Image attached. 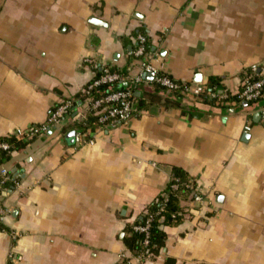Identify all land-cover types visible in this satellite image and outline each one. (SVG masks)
Instances as JSON below:
<instances>
[{
	"label": "crops",
	"instance_id": "1",
	"mask_svg": "<svg viewBox=\"0 0 264 264\" xmlns=\"http://www.w3.org/2000/svg\"><path fill=\"white\" fill-rule=\"evenodd\" d=\"M139 29L163 72L192 89L214 78L237 94L249 68L264 67V0H0V138L78 99L94 78L85 59L124 66ZM137 70L138 63L131 74ZM86 106L78 103L77 119ZM199 108L188 118L152 104L125 125L97 128L93 143L78 147L65 139L71 118L23 141L0 166L20 178L1 195L0 264L10 253L13 264H264L258 107L226 101ZM173 168L195 180L200 202L190 204V219L164 228L154 260L135 257L121 241L123 229L163 194Z\"/></svg>",
	"mask_w": 264,
	"mask_h": 264
},
{
	"label": "trees",
	"instance_id": "2",
	"mask_svg": "<svg viewBox=\"0 0 264 264\" xmlns=\"http://www.w3.org/2000/svg\"><path fill=\"white\" fill-rule=\"evenodd\" d=\"M142 35L145 37L144 42V52L141 57H134L133 52L138 46V43H132L130 45V53L126 64L122 67L106 65L110 73H115L120 76L128 75V68H133L134 64L145 61L148 54L153 53L152 45L149 41L148 35L142 29L137 30L133 36L136 37ZM101 71H94V79L101 75ZM151 85L152 90L142 91L140 86L134 89L129 82H117L110 84H102L91 90L90 100L94 101L101 96L107 95L111 92L117 90H132L135 94L138 92V109L144 111L149 105L152 104H163L164 106H173L180 109L181 114L193 118L197 114L201 113L199 106H207L217 108L222 102H233L237 106L243 109L259 108L260 101L248 102L246 106H242V102L237 98V94H230L223 91L219 81L217 79L211 78L202 88L203 91L199 95L197 102H191L186 100V97L180 94L178 91H168L158 85H156L151 80L148 81ZM160 92L164 93V97L161 98ZM214 95L212 97L211 95ZM84 98L80 97L77 99L75 104V110L79 102H83ZM75 110L69 115V118L73 119L72 130L81 133L93 132L98 128L97 118L92 114H87L82 120L77 119L73 116ZM64 133H68L64 130ZM10 144L11 152L17 150L20 151L24 147V142L16 137L10 138H0ZM10 153L0 152V166L6 164L10 159ZM13 176L14 181L20 178L16 175V172L10 171ZM195 180L191 178L187 173L179 168L172 169V176L168 187L165 189L162 195H160L155 201L149 204L143 212L136 218L133 223H127L123 229L121 241L125 248L129 250L135 257H141V259L154 260L165 245L166 234L164 231L165 227H176L180 225L183 221L188 220L192 217L190 214L191 203H195L196 199H200V194L198 193ZM14 188L12 182H6L2 185L0 195L3 193V189L11 190ZM148 224V236L146 234L135 230V227L146 226ZM2 229V225H0ZM145 239L147 244L144 245ZM126 260H122L119 264H126ZM165 264H175L173 259L167 258L164 262Z\"/></svg>",
	"mask_w": 264,
	"mask_h": 264
},
{
	"label": "built area",
	"instance_id": "3",
	"mask_svg": "<svg viewBox=\"0 0 264 264\" xmlns=\"http://www.w3.org/2000/svg\"><path fill=\"white\" fill-rule=\"evenodd\" d=\"M144 42L145 37L138 35L134 37V43H138L137 48L133 52V56L138 58L143 55L144 52ZM93 71L100 70L101 75L90 80L79 92L78 98L83 97L87 102V114H92L97 118L98 129H114L119 126L125 125L134 116L140 114L138 109L137 96L132 90H117L111 92L107 95L101 96L98 99L91 101L90 94L93 88H96L102 84H110L117 82H129L130 85L137 89L141 84L148 82L147 76L151 77V81L154 82L159 87L168 91H178L185 97L199 98L202 93L203 88L197 87L192 89L189 84L184 82H179L170 78L165 72H163L162 67L158 64V57L153 52L148 54L145 61L138 63L137 72L132 75V68H128V75L120 76L115 73H110L105 66H101L97 63L92 62L90 59H85ZM214 97V95H211ZM237 98L240 102H252L259 100L260 106L257 113L260 116V120L264 122V67L253 65L244 74L240 82V90L237 93ZM77 99H66L61 101L57 106H55L49 113L47 120L37 126L30 127L25 130L17 129L12 134H9L3 138L16 137L22 141L31 140L37 136L45 135L56 128L65 118H69V115L75 110V104ZM250 130L249 126H245L244 132ZM93 140L91 138V132L81 133L79 131H74L73 144L75 146H81L84 144H92ZM0 152L11 153V146L7 142L0 140ZM6 182H12L14 187L18 186L17 181H14L11 173L5 169L0 170V191L2 185ZM195 201L200 202V199ZM194 204V203H192ZM7 210L1 204L0 195V225L2 224L3 218L6 215ZM148 224L140 227H135V230L145 233L146 238L148 236ZM147 244L145 239L144 245ZM141 258V257H138ZM16 260V256L10 253L8 256V264H13ZM127 264V263H126Z\"/></svg>",
	"mask_w": 264,
	"mask_h": 264
},
{
	"label": "water",
	"instance_id": "4",
	"mask_svg": "<svg viewBox=\"0 0 264 264\" xmlns=\"http://www.w3.org/2000/svg\"><path fill=\"white\" fill-rule=\"evenodd\" d=\"M90 23L93 24V25H96V26H102L103 25V24H101V22H99V21H97L95 19L91 20ZM146 79L148 81H150L151 80V77L150 76H147ZM135 95L136 96H139V93L137 92ZM246 104L247 103L243 102L242 103V106H246ZM73 116H76V114L74 113ZM79 120H82V118H79ZM259 120H260L259 114L258 113L254 114L253 115V121L254 122H258ZM73 137H74V131H71V132H69V133L66 134L65 139H66V141H68L70 143H73Z\"/></svg>",
	"mask_w": 264,
	"mask_h": 264
}]
</instances>
